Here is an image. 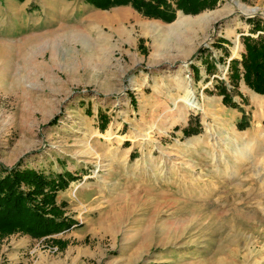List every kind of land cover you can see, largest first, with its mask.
I'll return each mask as SVG.
<instances>
[{
	"label": "rangeland",
	"instance_id": "1",
	"mask_svg": "<svg viewBox=\"0 0 264 264\" xmlns=\"http://www.w3.org/2000/svg\"><path fill=\"white\" fill-rule=\"evenodd\" d=\"M27 1L32 28L0 31V174L72 173L57 202L74 223L0 236V264H264V99L244 80L235 89L229 68L244 37L264 35L246 22L264 30V0L170 24L131 6ZM187 91L203 111L179 102Z\"/></svg>",
	"mask_w": 264,
	"mask_h": 264
},
{
	"label": "trees",
	"instance_id": "2",
	"mask_svg": "<svg viewBox=\"0 0 264 264\" xmlns=\"http://www.w3.org/2000/svg\"><path fill=\"white\" fill-rule=\"evenodd\" d=\"M74 1V0H68ZM98 10H110L115 7L131 6L134 10L148 19L160 20L170 24L176 20L177 12L185 15H198L204 10H213L220 0H175L174 5L169 0H83ZM254 31L264 32L261 26L247 19ZM245 54L242 60L230 61L231 81L235 89L244 80L257 94L264 95V35L257 38L246 36L243 38ZM241 65V67H240ZM198 72V70H197ZM219 93L223 96V103L237 108L228 89L220 87ZM107 114L99 113L100 129L105 131L108 126ZM200 123V122H198ZM249 127L243 121L237 124L239 130ZM188 137L200 134L190 125L183 130ZM0 174V236L21 232L34 238H42L51 234L70 229L74 220L65 218L63 207L57 196L65 191L70 183L77 178L70 172L46 174L36 169H4Z\"/></svg>",
	"mask_w": 264,
	"mask_h": 264
},
{
	"label": "crops",
	"instance_id": "3",
	"mask_svg": "<svg viewBox=\"0 0 264 264\" xmlns=\"http://www.w3.org/2000/svg\"><path fill=\"white\" fill-rule=\"evenodd\" d=\"M30 5L31 1L27 0H0V31L5 30L7 32V35L5 36L8 38H14L18 31L25 32L27 28H32V16L26 13V9L31 8L29 7ZM238 91L241 93V88H238ZM217 92L219 93L218 89ZM250 92L253 93L252 91ZM243 95L247 96L244 93ZM252 95H254L252 97L253 101H262L264 99V97H261L256 93H253ZM233 99L234 102H236L235 97ZM248 100L251 102L250 97ZM161 261L164 262L166 260L161 259ZM8 264H15V262H10Z\"/></svg>",
	"mask_w": 264,
	"mask_h": 264
},
{
	"label": "bare ground",
	"instance_id": "4",
	"mask_svg": "<svg viewBox=\"0 0 264 264\" xmlns=\"http://www.w3.org/2000/svg\"><path fill=\"white\" fill-rule=\"evenodd\" d=\"M246 10H247V12L248 13H251V14H257V12H258V9H247V8H245ZM209 16H204V17H202V18H199L198 20H188V21H186V20H180L179 22L177 21V24H175V25H170V26H167V28H165L164 30L165 31H167L169 34L170 33H174L175 31H178L179 30V28L180 27H183V26H185V27H187V28H190L191 29V27L193 28V26L194 25H196V24H200L202 21H204L205 19L207 20V18H208ZM215 17V16H214ZM211 18V17H210ZM98 19V18H97ZM185 19V18H184ZM187 19V18H186ZM195 27V26H194ZM155 28V27H154ZM161 27H159V29H160ZM160 32V31H159ZM161 33V32H160ZM159 33V34H160ZM158 35V34H157ZM161 35V34H160ZM196 96H195V92H191V91H187L186 92V96H184V97H182L181 99H180V101L179 102H181V103H183V104H185V105H187L188 107H190L191 109H198V110H204V107H203V105H199L197 102H196ZM177 105V104H176ZM178 106V105H177ZM110 133V132H109ZM98 135L100 136V137H102V138H106V134H102V133H98Z\"/></svg>",
	"mask_w": 264,
	"mask_h": 264
}]
</instances>
